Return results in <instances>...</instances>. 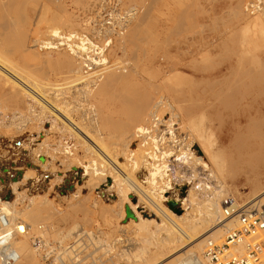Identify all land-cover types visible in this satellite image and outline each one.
<instances>
[{
  "label": "rangeland",
  "instance_id": "1",
  "mask_svg": "<svg viewBox=\"0 0 264 264\" xmlns=\"http://www.w3.org/2000/svg\"><path fill=\"white\" fill-rule=\"evenodd\" d=\"M93 1L0 0V201L6 200L7 197L13 198V210L17 215L14 222L46 228L44 231H33L31 233L28 245L32 248V238L34 237H41L55 245L72 246L79 236L81 238L85 236L84 240L73 251L56 256L54 258L55 264H139L135 256L141 255L140 252L143 247L152 249L151 246L145 243V241L148 242L150 237L146 232L136 229L133 225H130L129 229L128 220L126 221V218H119L120 212L133 204L141 207L138 210L140 213L146 212L149 214L151 221L160 222V219H166L165 213H168L167 208L162 205H159L158 209L154 208L155 211L146 208L144 203H147V200L144 197L148 192L144 187H136L131 183L130 179H126V183L122 182L124 188H127L126 190L129 192L126 193L127 199L125 197L122 199L123 201L119 198L111 197L110 199L114 202H106L103 201L105 198H99L98 194L103 189L102 184L104 181L96 179L97 181L95 180L94 182L95 186L87 189L84 186V182L89 179V176L84 177L85 171L82 164L87 165L92 159H97L96 155L86 150L85 143L76 136L74 130V132H70L69 130L71 129L66 125L64 127L62 121L56 118L54 114L52 115L48 110H43L41 105L37 101L36 103L25 89L23 90L24 85L21 86L26 83L31 87L48 88L50 85L63 82L73 75L68 72L61 57V55L67 56L68 54L64 52L59 53V51H45L41 48L42 46L39 42L50 41L49 38L51 36L49 32L52 28H59L63 32L83 31L87 26V22L90 21L87 16L92 11L90 8ZM122 1L124 9L127 10L135 7L138 10V15L133 22L134 24L130 26V31L128 30L124 37L125 39L115 40V46L111 47L112 49L109 51L108 58L111 65H124L129 68V75H136L134 77L137 83L128 89L129 92L126 91V96H129L130 102H133L131 98L135 96L138 90L150 89L151 86L155 93L161 92L170 95L178 93L184 95L180 101L178 100L183 116L185 115V129L180 132L178 131L180 136L188 132L193 133L195 128H198V131L201 132L205 131L206 127L211 125L215 132V140L218 142L216 153L221 158V164L224 165L219 180H214L211 177L208 180L210 181L214 196L207 193L205 188L198 189L199 191L196 196L199 197L197 198L199 200L197 201L196 209L203 208V205L209 203L213 198L218 199L217 201L220 203H223L226 199L233 200L237 207L247 205L257 194L259 195V192L262 193L264 191V108L258 111L251 110L253 105L251 97L248 98L247 103L241 106L229 109L224 107V102H222L221 96H219L220 83L214 76L224 64L223 62H225L223 57H229L223 51H213L212 54L208 55L209 57L206 55L201 57V53L194 59L191 57L194 53L185 57L177 71L183 73L187 79L179 84L168 83L169 81L167 80L170 73L175 71L171 66L173 63L178 62L176 59H168L166 55L168 51L173 50L174 53L177 50L180 56L183 57L191 51V46H197L198 48L205 44L208 46H237L246 42L249 34L240 31V28L236 27L234 15L230 10L232 1ZM177 29L179 33H177ZM159 31L161 32L158 33ZM168 31L171 33L170 37ZM221 37L223 38L221 39L222 41L219 40ZM168 43L171 45L170 47ZM178 43H181V48L177 49ZM119 45H123V47L120 48ZM259 45L260 43H255V48H248L246 50V57H251V51L253 54L259 53L261 55L262 61L257 63V66L259 67V78L262 79L264 91V44ZM111 53L114 54L112 55ZM218 54L220 57H218ZM208 61L212 63H208ZM250 61L253 60L248 58L247 62H249V65L251 64ZM211 67L212 69H210ZM8 72H11L10 75ZM102 84L100 87L103 86ZM187 84L189 86H186ZM136 85L137 87H135ZM63 88L71 89L69 91L70 94L75 95L77 89H82V86L76 88L64 85ZM115 93L119 94L120 90L115 91ZM49 94L52 95L53 92H49ZM201 94L207 96L205 97L208 100L206 103L200 101L199 97ZM262 97L264 99V94ZM114 103L116 104V102ZM114 103L110 105L112 106L111 108H118ZM209 103L210 109L208 108ZM81 105L79 104L78 106L80 108L79 111H76V108H74L73 112H68L71 119L81 125L86 132L102 142L110 154L118 156L119 161L123 163V158L118 155L120 143L123 139V136H121L122 131L120 132L123 122L118 121L119 118L111 114H106L102 118L99 106L94 101H84L83 98ZM241 109L248 112L246 132L243 135H235L230 138L226 146L223 143L225 142L224 132L228 117L237 116V112ZM208 110H210V114L206 118L201 117ZM93 113L97 115H93ZM38 118L39 120H37ZM208 119L211 120V124L208 123ZM190 120L193 122L191 123ZM42 135H46L45 139H48L46 146H44L45 148L47 147L46 149H56L60 145L65 146L67 144L77 149V155L71 159L58 153V157L52 158L51 155L45 153L46 149H43L40 154L42 157H37L36 150L38 149V145H41L44 140L41 138ZM195 135L197 136V133ZM32 139L34 142H31ZM20 143L22 144L20 145ZM81 143H83L82 147ZM196 144H194L193 150L197 156L201 157L200 149H198L199 143ZM207 162L211 164L210 161ZM16 168L23 169V171L31 168L33 173L31 172L30 179L20 186L17 192H14L11 185L15 184L25 173L23 171L16 172ZM212 168L216 171L213 165ZM184 170H187L186 166ZM178 172L179 174L181 173L180 170ZM188 172L190 170L186 172L187 175L189 174ZM186 174H180L179 176L185 177ZM215 174L217 176L218 171ZM116 176V174L112 173L108 183L118 188L115 180H112ZM83 178L85 179L84 182H82ZM8 184L11 185L9 186ZM129 186H132L131 189ZM104 189H108V187ZM77 190L80 193L78 198L75 195ZM110 194L112 196L115 194L117 197L116 190H112ZM10 195L12 196L10 197ZM188 195L187 188L180 191L181 197L187 198ZM139 202L140 204H138ZM121 203L124 205L122 206ZM41 204L43 205L42 211L38 208ZM178 207L179 205H176V208ZM142 208H145V210ZM34 211H37L38 214L41 213V215L35 214ZM34 214L36 218H34ZM154 214H158V217ZM143 215L145 216V214ZM124 217L126 216L124 215ZM159 217L160 219H158ZM123 226H127L128 228H123ZM234 226L237 228L238 223L235 222ZM86 234L92 235L88 237ZM22 238L21 240L18 239L20 240L19 243L22 241ZM106 244L110 246L111 251L108 252L106 250ZM180 247L179 250L170 254L171 260L172 257L180 256L189 249L186 246ZM15 248H18L17 245ZM36 260L38 264H43V259L37 252ZM204 260L206 261L204 263L211 264L206 258Z\"/></svg>",
  "mask_w": 264,
  "mask_h": 264
},
{
  "label": "bare ground",
  "instance_id": "2",
  "mask_svg": "<svg viewBox=\"0 0 264 264\" xmlns=\"http://www.w3.org/2000/svg\"><path fill=\"white\" fill-rule=\"evenodd\" d=\"M231 1L232 4L230 6V10L234 15L236 27L240 28V31L249 34L246 42L241 43L237 46H208L207 44H205L201 47L199 46L201 49L197 46H191V51L188 52V54H185L183 57L180 56V53L177 50H175L174 53L173 50L168 51L166 52L168 59H176L178 60V62L173 63V65L171 66V68L175 69V71L173 73H170L167 80L169 81L168 83L171 82L179 84L187 79L185 75H183V73L177 71V69H179V67L182 65V61L185 59V57H188L194 53L191 56L194 59L200 53V56L202 57L204 55L208 56L212 54L213 51H223L224 54L229 57H223L225 62H223L224 64L214 76L220 83L219 96H221L222 102H224V107L226 109H229L241 106L242 104L247 103L248 98L251 97V99H253L251 110L258 111L264 108V99L262 97L264 91L261 82L262 79L259 78V67L257 66V63L262 61V57L259 53L253 54L252 51L250 52L251 57H246V50H248V48H255V43H260V45L264 44V0ZM90 9L92 11H90L87 16L89 17L88 20L90 21L87 22V26L83 31L75 30L73 32H63L59 28H52L49 32L51 36V38H49L50 41L39 42V44L42 46L41 48L45 51H59V53L64 52L68 54L69 56L61 55V57L64 60L68 72L73 75L71 77L68 76L69 78L67 77L68 79H65L63 82H58L54 85H50L48 88L39 86L31 87L26 83L22 85L20 82L19 83L21 86L24 85L23 90L25 89V91L28 92V94L35 100V102L37 101L41 105L43 110H48V112L50 111L52 115L54 114L56 118L62 121L64 127L66 125L71 129L69 130L70 132L74 130L75 132H73L76 133V136L79 139H82V141L85 143L87 147L86 150L96 155L97 159H92L87 165L82 164L85 171L84 177L89 176V179L86 182H84V178L82 181L84 182V186H86L87 189L94 187V182L97 179L100 181H104L102 184L103 189H101V192L98 194L99 198H105L103 201L114 202L112 199H110L111 197L119 198L120 200L124 199L125 197L127 199L126 193L128 191L126 190L127 188H124L122 182L127 181L126 179H130L131 183H133L136 187H144L148 192V194H145L144 197L146 198L147 203L143 202L146 208L152 209L154 211V208L158 209V207H160L159 205L167 208L168 213H165L166 219H160L159 217L158 219H160L161 221L159 220L160 222H158L151 221L150 215L146 212L140 213L138 211L139 208L141 209L140 206L131 204V208L129 207L134 216L133 219L128 220L129 229L130 225H133L136 229L146 232L150 238L148 242L145 241V243L152 247V249L145 247L141 248V255L135 256V259L139 264H206L204 263V258H206L204 254L207 242L213 241L216 243H222L227 233L230 230L235 229L234 224L238 220V217L235 216L236 213L240 209L246 208L247 206L253 204L254 201L258 200L260 202H264V191L262 193L257 191L259 192V195L257 194V196L254 197V199L250 201V203L248 202L247 205H244L241 208L237 207L233 203H230L232 207L230 209L229 217H227L225 213L226 207L224 203H220L216 198H211L212 202L210 201L209 203L203 205V208L196 209L197 201L199 200L197 199L199 197L196 196L197 192L199 191L198 189L205 188L207 193H210L212 196L213 190L211 189V184L208 180L210 177L214 178V180H219V178L221 177L220 175L222 168L224 167V165L220 162V156L216 153L218 142L215 140V132L213 131L211 125H208L205 131L202 132L198 131V128H195L193 131L197 133V136L194 132H188L183 136H180L179 132L185 129V115L183 116V112L179 107V101L182 97H184V95L182 94L176 93L174 95H170L168 93L166 94L161 92L155 93L152 89V86L150 85V89L138 90L135 96L131 98L133 102H130L129 96H126V91H128L130 87L137 83L134 77L136 75H129V68L125 67L124 65H111L108 54L110 49L115 46V40L122 39L126 36L130 26L134 24L133 22L138 15V10L135 7L127 10L124 9L122 0H94ZM160 32L161 31H159L158 33ZM177 33H179V30ZM168 35L170 37L171 33H169ZM221 39L223 38H219V40ZM165 45L167 44L165 43ZM170 46L171 45H169V47ZM122 47L123 45L120 46V48ZM179 47L181 48V43H178L177 49ZM218 57H220L219 54ZM248 58L253 60L250 61V65L249 62H247ZM213 59L215 60V58ZM209 62L211 61H208V63ZM210 69H212V67ZM8 73L10 75L11 72ZM101 82L104 83L102 84ZM100 83L103 85L102 87H100ZM64 85H70V87L73 86L76 88L82 86V89H77L76 94L71 95L69 92L71 89L63 88ZM186 86H189V84H187ZM135 87H137V85ZM182 87H184V85H182ZM118 90H120V93H115V91ZM49 92H53V96L50 95ZM205 97L207 96L201 94L199 97L200 101H204L206 103L208 100ZM83 98L84 101H94L96 104H98L97 106H99L102 118L103 116L105 117L106 114H111L116 115L119 118L118 121L123 122L122 130H120V132L122 131L121 136H123V139L120 143V148L118 151V155L123 158V163L119 161L118 156L111 155L108 149L102 144V142H100L90 133L86 132V130L81 125L71 119L68 112H73L75 110L74 108H76V111H79L80 108H78V106L79 104L81 105ZM113 101L116 102V104ZM111 102L114 103L118 108H111ZM71 106L74 107L71 108ZM210 107L211 106L209 103L208 108L210 109ZM100 112L98 111V113ZM209 112L210 110L201 115V117L206 118L210 114ZM93 115L97 114L93 113ZM247 117L248 112L244 109L238 111L237 116L228 117V122L226 123L224 132V145L227 146L230 138L234 137L235 135L239 136L245 134L246 127L248 126ZM39 118L41 121V116ZM39 118L37 120H39ZM190 122L192 123L193 121L190 120ZM208 123L211 124V120L208 119ZM41 138H43L44 140L41 145H38V149L36 150V156L39 158L42 157L40 154L42 153L43 149L47 148H45L44 146H46V143L48 141V139H45L46 135H42ZM31 142H34V140L32 139ZM195 143H199L198 149H200V153L202 155L201 157L199 155L197 156L193 150V146ZM21 144L22 143H20V145ZM60 146L56 149H46L45 153L51 155L52 158L58 157L59 153L71 159L75 158L78 153L76 148L74 149V147H70L67 144L65 146ZM82 146L83 143H81V147ZM111 147L114 148L113 146ZM207 161H210L211 164ZM212 165L216 168V171H218L217 176L215 174L216 171H214L215 169L213 170L212 168ZM185 166L187 170H184ZM31 168L33 169V167ZM31 168L27 169V171H23V169H15L16 172L23 171L25 173H23L20 178L17 176L19 179L15 184H10L14 192H17L18 188L30 179L32 172ZM179 170L181 172V175L186 174L188 170H190V172H188L189 174H186V176L184 177L179 176ZM112 173H114V175H117L116 177H113L112 180H115L118 188L113 185L111 186V183H108L110 175ZM112 180H110V182H112ZM3 184L5 183L3 182ZM127 184L130 185L129 183ZM107 187L108 189H104ZM185 188L188 189L189 193L187 198H183L180 196V191L184 190ZM112 190H116L117 197L115 194H113V196L110 194V192L112 193ZM133 190L135 189L133 188ZM75 195H77L78 198V195H80L79 190H77ZM11 196L12 195H10V197ZM140 202L138 204H140ZM171 202H173L175 205H179L178 208L175 207V210H180L182 212L181 215H178L175 210H171L168 207V204H170ZM121 204L122 206L124 205L123 203ZM42 206L43 205L41 204L38 207L41 211ZM142 209L145 210V208ZM34 213L38 214L37 211H34ZM35 214L34 218H36ZM143 214H145V216L147 217H145ZM0 215H4L8 219V223H10L12 227L16 228V231L19 230V227L21 230H24V232H28L27 235H20L16 237V239H14L12 243L14 248L17 245L18 248L15 249L23 258L21 264H38L36 260V250L30 247V245H28V242L31 233L33 231L39 232L43 227H34L30 224L14 222V219L17 215L13 210L12 197L11 199L7 197L6 200L0 201ZM38 215H41V213ZM124 215L126 216L125 208L121 210L119 218H126L124 217ZM154 215H157L156 217H158V214ZM23 225H26L27 228H24ZM128 227L123 226V228ZM21 238L23 242L21 241L19 243ZM17 240L18 242H16ZM106 245V250L108 252L111 251L112 249L110 248V246L108 244ZM180 246H186L189 247V249H187V251L180 256H177L175 258L172 257L171 260L170 254L176 250H179ZM173 255L175 254L173 253ZM0 264L2 263L0 262Z\"/></svg>",
  "mask_w": 264,
  "mask_h": 264
},
{
  "label": "built area",
  "instance_id": "3",
  "mask_svg": "<svg viewBox=\"0 0 264 264\" xmlns=\"http://www.w3.org/2000/svg\"><path fill=\"white\" fill-rule=\"evenodd\" d=\"M223 203L226 207L225 213L229 217L232 207L230 203L236 204L229 199L224 200ZM235 216L238 217V226L227 233L222 243L207 242L206 259L211 264H264V202L256 201L240 209ZM8 222L4 215H0V262L20 264L22 257L12 243L16 237L27 235L28 232H24L19 227L16 231V228ZM23 227L27 228L26 225ZM44 229L46 228L43 227L41 230ZM86 235L89 237L92 234ZM84 237L79 236L72 246L51 244L41 237L32 238V243L33 248L41 255L43 264H55L56 256L73 251Z\"/></svg>",
  "mask_w": 264,
  "mask_h": 264
},
{
  "label": "water",
  "instance_id": "4",
  "mask_svg": "<svg viewBox=\"0 0 264 264\" xmlns=\"http://www.w3.org/2000/svg\"><path fill=\"white\" fill-rule=\"evenodd\" d=\"M168 207L171 210H175L176 205L173 202H171L170 204H168ZM175 212L178 215H181V213H182L180 210H175ZM133 218H134V216H133L131 210L129 208H126V221L129 220V219H133Z\"/></svg>",
  "mask_w": 264,
  "mask_h": 264
}]
</instances>
